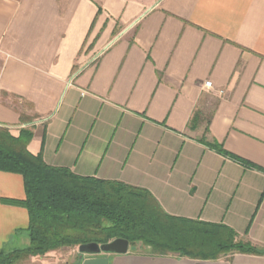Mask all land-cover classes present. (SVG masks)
I'll return each instance as SVG.
<instances>
[{
  "label": "crops",
  "instance_id": "crops-1",
  "mask_svg": "<svg viewBox=\"0 0 264 264\" xmlns=\"http://www.w3.org/2000/svg\"><path fill=\"white\" fill-rule=\"evenodd\" d=\"M0 127L32 129L27 150L48 166L144 189L167 215L264 249V0H0ZM24 197L0 171V247L17 232L28 245L26 209L2 201Z\"/></svg>",
  "mask_w": 264,
  "mask_h": 264
},
{
  "label": "trees",
  "instance_id": "trees-1",
  "mask_svg": "<svg viewBox=\"0 0 264 264\" xmlns=\"http://www.w3.org/2000/svg\"><path fill=\"white\" fill-rule=\"evenodd\" d=\"M20 122L30 120L21 116ZM32 135V129L24 128L13 137L0 127V171L20 175L25 195L22 200L2 201L26 209L29 219L28 245L7 254L0 252V264H17L61 248L103 245L116 239L127 240L132 249L141 244L147 254L156 257L216 261L234 254L264 255V249L238 239L224 224L167 215L144 189L48 166L41 155L27 150ZM200 142L247 164L214 142Z\"/></svg>",
  "mask_w": 264,
  "mask_h": 264
},
{
  "label": "rangeland",
  "instance_id": "rangeland-1",
  "mask_svg": "<svg viewBox=\"0 0 264 264\" xmlns=\"http://www.w3.org/2000/svg\"><path fill=\"white\" fill-rule=\"evenodd\" d=\"M24 235V233H23ZM24 236L20 235L18 232L14 233L10 239L4 241L5 243L0 247V252L2 254H7L15 249L26 247L25 244H21V239ZM135 249L140 253H146L147 249L141 244H137ZM88 258V256H82L78 252V246L70 248H61L56 251L47 253L40 257H31L26 260H22L17 264H81V262Z\"/></svg>",
  "mask_w": 264,
  "mask_h": 264
},
{
  "label": "water",
  "instance_id": "water-1",
  "mask_svg": "<svg viewBox=\"0 0 264 264\" xmlns=\"http://www.w3.org/2000/svg\"><path fill=\"white\" fill-rule=\"evenodd\" d=\"M129 243L124 239H116L107 244L98 245L96 243L84 244L78 247V252L82 256H88L81 264H108V259L102 257L104 254H126Z\"/></svg>",
  "mask_w": 264,
  "mask_h": 264
},
{
  "label": "built area",
  "instance_id": "built-area-1",
  "mask_svg": "<svg viewBox=\"0 0 264 264\" xmlns=\"http://www.w3.org/2000/svg\"><path fill=\"white\" fill-rule=\"evenodd\" d=\"M204 87L209 88L210 87V83L209 82H205L204 83ZM84 94H85L84 92L81 93V95H84Z\"/></svg>",
  "mask_w": 264,
  "mask_h": 264
}]
</instances>
